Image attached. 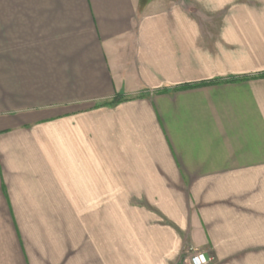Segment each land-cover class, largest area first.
Returning a JSON list of instances; mask_svg holds the SVG:
<instances>
[{
  "label": "crops",
  "instance_id": "crops-1",
  "mask_svg": "<svg viewBox=\"0 0 264 264\" xmlns=\"http://www.w3.org/2000/svg\"><path fill=\"white\" fill-rule=\"evenodd\" d=\"M190 248L264 264V0H0V264Z\"/></svg>",
  "mask_w": 264,
  "mask_h": 264
},
{
  "label": "built area",
  "instance_id": "built-area-1",
  "mask_svg": "<svg viewBox=\"0 0 264 264\" xmlns=\"http://www.w3.org/2000/svg\"><path fill=\"white\" fill-rule=\"evenodd\" d=\"M213 258L204 251L197 248H190L189 255L185 258L183 264H210Z\"/></svg>",
  "mask_w": 264,
  "mask_h": 264
},
{
  "label": "trees",
  "instance_id": "trees-1",
  "mask_svg": "<svg viewBox=\"0 0 264 264\" xmlns=\"http://www.w3.org/2000/svg\"><path fill=\"white\" fill-rule=\"evenodd\" d=\"M119 101V98H115L114 100L110 101L109 104H114Z\"/></svg>",
  "mask_w": 264,
  "mask_h": 264
},
{
  "label": "water",
  "instance_id": "water-1",
  "mask_svg": "<svg viewBox=\"0 0 264 264\" xmlns=\"http://www.w3.org/2000/svg\"><path fill=\"white\" fill-rule=\"evenodd\" d=\"M184 261H185V256L180 260L178 264H183Z\"/></svg>",
  "mask_w": 264,
  "mask_h": 264
},
{
  "label": "rangeland",
  "instance_id": "rangeland-1",
  "mask_svg": "<svg viewBox=\"0 0 264 264\" xmlns=\"http://www.w3.org/2000/svg\"><path fill=\"white\" fill-rule=\"evenodd\" d=\"M101 209H102V208H99V211H101ZM189 253H190V251H189Z\"/></svg>",
  "mask_w": 264,
  "mask_h": 264
}]
</instances>
